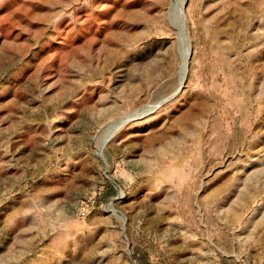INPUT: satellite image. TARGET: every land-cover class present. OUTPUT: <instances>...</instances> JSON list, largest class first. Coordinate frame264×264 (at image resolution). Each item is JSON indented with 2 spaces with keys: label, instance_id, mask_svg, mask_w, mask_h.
<instances>
[{
  "label": "rangeland",
  "instance_id": "374dc122",
  "mask_svg": "<svg viewBox=\"0 0 264 264\" xmlns=\"http://www.w3.org/2000/svg\"><path fill=\"white\" fill-rule=\"evenodd\" d=\"M182 1L0 0V264H264V0Z\"/></svg>",
  "mask_w": 264,
  "mask_h": 264
},
{
  "label": "bare ground",
  "instance_id": "6f19581e",
  "mask_svg": "<svg viewBox=\"0 0 264 264\" xmlns=\"http://www.w3.org/2000/svg\"><path fill=\"white\" fill-rule=\"evenodd\" d=\"M183 5H184V0L181 2L179 8L177 11H175L176 13L173 15V25L174 27L179 31L180 33V37L181 39H185L186 38V34H185V28H184V22H183V16H182V9H183ZM188 40V39H187ZM186 40V41H187ZM185 45V44H184ZM189 45V44H188ZM187 55V54H186ZM190 55V54H189ZM187 56L184 55L183 57V68H182V80L185 78L186 76V71L187 70V67H186V64L188 65L187 63ZM184 81V80H183ZM183 81L181 82V84L183 83ZM162 103V102H161ZM160 103V104H161ZM159 104V105H160ZM122 126H118V129H120L121 127L125 126V124H127V122L130 121V118L128 119H122ZM118 123V122H117ZM103 150V149H102ZM101 156H102V151H101ZM116 213V212H115ZM117 214V213H116ZM119 215V214H118ZM120 216V215H119ZM123 218V217H122Z\"/></svg>",
  "mask_w": 264,
  "mask_h": 264
},
{
  "label": "water",
  "instance_id": "95a60500",
  "mask_svg": "<svg viewBox=\"0 0 264 264\" xmlns=\"http://www.w3.org/2000/svg\"><path fill=\"white\" fill-rule=\"evenodd\" d=\"M186 2H187V0H186ZM186 2H185V5H184V7H183V11H185V7H186ZM190 57H191V53H190V55H189V57H188V65H187V70H186V76H185V78H184V81H183V83L181 84V87L179 88V90H177V92L175 93V94H173L172 96H170L169 98H167L166 100H164L160 105H159V107H158V109L162 106V105H164L165 103H167V102H169V101H171L172 99H174L179 93H181V91L183 90V88H184V86H185V83H186V80H187V76H188V72H189V60H190ZM155 112V111H154ZM154 112H152L151 114H153ZM150 114V115H151ZM147 117V116H146ZM143 118V117H142ZM137 119H141V118H137ZM137 119H132V120H130L129 122H127V124H129V123H131L132 121H135V120H137ZM127 124H125V126L127 125ZM105 148V147H104ZM104 148H103V151H104ZM103 154V153H102ZM103 158V157H102ZM109 180H111L110 178H108ZM111 182L116 186V188L118 189V191H119V193H120V196H121V190H120V188H119V186L115 183V182H113L112 180H111ZM120 197H118V198H116L115 200H117V199H119ZM113 203H114V201H112L111 202V204L110 205H113ZM114 210H115V212L117 213V214H119L121 217H124V215L120 212V211H118L117 209H115L114 208ZM125 218V217H124Z\"/></svg>",
  "mask_w": 264,
  "mask_h": 264
}]
</instances>
